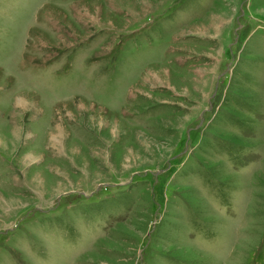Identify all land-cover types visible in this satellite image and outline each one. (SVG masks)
<instances>
[{
    "label": "rangeland",
    "instance_id": "obj_1",
    "mask_svg": "<svg viewBox=\"0 0 264 264\" xmlns=\"http://www.w3.org/2000/svg\"><path fill=\"white\" fill-rule=\"evenodd\" d=\"M0 264H264V0H0Z\"/></svg>",
    "mask_w": 264,
    "mask_h": 264
}]
</instances>
